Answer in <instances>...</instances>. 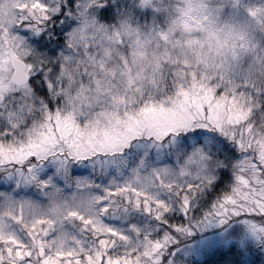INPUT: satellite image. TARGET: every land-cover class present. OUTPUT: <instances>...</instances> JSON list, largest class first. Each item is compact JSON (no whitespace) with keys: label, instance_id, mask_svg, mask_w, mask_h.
<instances>
[{"label":"snow or ice","instance_id":"obj_1","mask_svg":"<svg viewBox=\"0 0 264 264\" xmlns=\"http://www.w3.org/2000/svg\"><path fill=\"white\" fill-rule=\"evenodd\" d=\"M0 264H264V0H0Z\"/></svg>","mask_w":264,"mask_h":264}]
</instances>
